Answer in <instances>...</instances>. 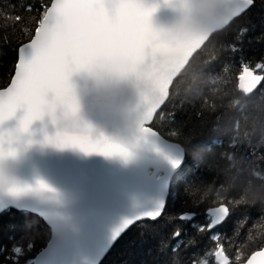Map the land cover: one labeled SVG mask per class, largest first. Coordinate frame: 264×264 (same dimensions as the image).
Listing matches in <instances>:
<instances>
[{
  "label": "snow or ice",
  "instance_id": "6c2138e0",
  "mask_svg": "<svg viewBox=\"0 0 264 264\" xmlns=\"http://www.w3.org/2000/svg\"><path fill=\"white\" fill-rule=\"evenodd\" d=\"M161 3L178 7L189 23L156 28L152 17ZM209 6H222L228 19L202 39L192 21ZM0 32L5 40L11 35L15 49L13 64L0 73V125L15 117L20 134L31 136L34 121L46 112L72 121L79 100L69 70L94 55L127 47L139 56L145 89L133 122L135 148L61 131L39 141L83 154L50 165L67 182H79L102 208L83 218L80 236L66 235L60 216L46 210L48 194L57 189L44 179L9 182L18 149L0 147V264H71L74 241L76 264H117L114 254L128 257L119 264H264V199L242 193L235 183L229 191L208 162L214 150L224 149L229 160L236 155L252 169L264 167V139H238L237 122L246 105L264 101V0H0ZM209 44L218 48L202 58V68L214 77L215 91L234 90L231 112L216 110L207 98L172 95L179 71ZM245 145L251 152H242ZM138 148L149 153L144 159L153 172ZM92 153L101 158H83ZM114 162L138 167L127 172ZM130 187L145 198L109 222L105 204L118 203V190Z\"/></svg>",
  "mask_w": 264,
  "mask_h": 264
},
{
  "label": "water",
  "instance_id": "95a60500",
  "mask_svg": "<svg viewBox=\"0 0 264 264\" xmlns=\"http://www.w3.org/2000/svg\"><path fill=\"white\" fill-rule=\"evenodd\" d=\"M227 19V12L222 6L215 8L209 6L195 16L192 25L202 30L203 39L214 29H219L221 23ZM152 20L156 28L164 30L183 28L189 23L182 10L163 3L153 13ZM153 38L163 43L159 41L158 36L154 35ZM138 59V55L123 47L108 55H94L69 70L72 90L79 100V112L72 116L78 131H70L61 126L59 120L65 119V116L54 111L46 112L40 119L34 121L31 136L28 133L20 134L14 131L17 124L15 117L0 125V147L18 149L17 158L9 164V182L14 178L25 184H34L40 178L57 189L56 194H48L45 208L48 212L60 216L63 231L68 236H80L83 218L99 215L102 208L90 199V193L79 182H67L50 166L54 160L83 154L73 148L59 149L52 145H43L39 141L43 139L45 133L52 135L61 131L75 137L85 134L93 137H110L119 144L135 148L132 142L133 122L145 91L143 74L137 69ZM189 63L190 61L187 66ZM187 66L179 71V75ZM29 139L37 142L28 146ZM136 150L147 172H153L154 168L144 159L149 155L147 150L145 148ZM83 158L101 157L92 153ZM113 166L123 171L135 172L138 164L133 162L125 167L119 162H114ZM57 194L59 199L55 198ZM145 196L146 193L140 188L119 189V202L115 205L106 203L103 211L110 218V222L120 215L131 213L134 205ZM76 255L77 245L74 241L70 248V256L73 258L71 264H76Z\"/></svg>",
  "mask_w": 264,
  "mask_h": 264
},
{
  "label": "trees",
  "instance_id": "16d2710c",
  "mask_svg": "<svg viewBox=\"0 0 264 264\" xmlns=\"http://www.w3.org/2000/svg\"><path fill=\"white\" fill-rule=\"evenodd\" d=\"M254 22L259 26V10H257L254 16ZM4 36L5 33L0 32V73H6L9 70L14 62L15 53L11 35H9L8 40H5ZM214 47L218 48V46L209 44L190 61L184 72L175 80L172 87V95L180 101H189L197 98L202 102L204 98H207L208 103L214 104L216 110H219L223 106L231 112L235 107L232 103V93L234 90L229 87L222 91H215L214 89L217 88V85L213 82L214 77L212 75H205L202 68V58H205L208 53L213 51ZM190 70L199 73L206 82L200 93L191 91V93L183 98V95L175 90L180 78ZM197 108H203L205 112L208 111L202 103H198ZM220 115L221 124H225L226 121L223 113H220ZM237 122L242 134L238 136V139L245 143L254 142L255 138L256 140L257 138L264 139V101H257L255 104L246 105L244 110L239 112ZM228 128L230 132L235 133V129L230 123H228ZM222 152H224V149L214 150L210 154L208 162L215 166L213 170L217 173L218 178L225 182L229 191H231V186L235 183L240 187L242 193L250 191V194L254 198L261 196L260 198L264 199V167L252 169L250 165L244 162L241 156L233 155V159L229 160L225 155L221 154ZM242 152L247 154L251 152V148L245 145L242 148ZM126 259L128 257L123 256L121 260Z\"/></svg>",
  "mask_w": 264,
  "mask_h": 264
},
{
  "label": "rangeland",
  "instance_id": "374dc122",
  "mask_svg": "<svg viewBox=\"0 0 264 264\" xmlns=\"http://www.w3.org/2000/svg\"><path fill=\"white\" fill-rule=\"evenodd\" d=\"M205 82V79H203L199 73L195 72L194 70H190L180 78L175 91L179 92L181 95H183V98H185L189 93H191V91L200 93L204 88ZM258 139L260 138H257V140ZM257 140L255 138L254 142H256ZM260 197L256 196L255 199L259 198L258 200H260ZM122 257L123 255L118 256L114 254L112 257H110V259L119 264Z\"/></svg>",
  "mask_w": 264,
  "mask_h": 264
},
{
  "label": "clouds",
  "instance_id": "9594fccd",
  "mask_svg": "<svg viewBox=\"0 0 264 264\" xmlns=\"http://www.w3.org/2000/svg\"><path fill=\"white\" fill-rule=\"evenodd\" d=\"M59 123L61 124V126H63L64 128H66L70 131H78L79 130L77 128L76 124L71 120L60 119Z\"/></svg>",
  "mask_w": 264,
  "mask_h": 264
},
{
  "label": "bare ground",
  "instance_id": "6f19581e",
  "mask_svg": "<svg viewBox=\"0 0 264 264\" xmlns=\"http://www.w3.org/2000/svg\"><path fill=\"white\" fill-rule=\"evenodd\" d=\"M180 75H181V74H180ZM180 75H179V76H180ZM179 76H178V77H179ZM178 77H177V78H178Z\"/></svg>",
  "mask_w": 264,
  "mask_h": 264
}]
</instances>
